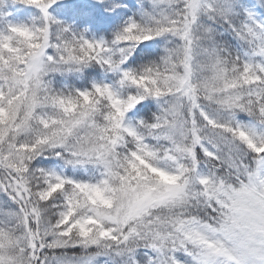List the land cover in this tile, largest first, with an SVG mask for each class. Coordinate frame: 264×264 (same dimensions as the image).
<instances>
[{
	"label": "snow or ice",
	"instance_id": "1",
	"mask_svg": "<svg viewBox=\"0 0 264 264\" xmlns=\"http://www.w3.org/2000/svg\"><path fill=\"white\" fill-rule=\"evenodd\" d=\"M0 264H264V0H0Z\"/></svg>",
	"mask_w": 264,
	"mask_h": 264
}]
</instances>
